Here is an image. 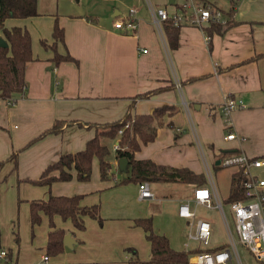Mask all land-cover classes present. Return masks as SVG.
I'll use <instances>...</instances> for the list:
<instances>
[{
	"label": "crops",
	"instance_id": "1",
	"mask_svg": "<svg viewBox=\"0 0 264 264\" xmlns=\"http://www.w3.org/2000/svg\"><path fill=\"white\" fill-rule=\"evenodd\" d=\"M134 1L127 0L120 9L116 7L117 0H81L73 13H59L56 7L47 11L48 18L40 17L38 3L37 17L4 22L7 30L20 27L29 32L33 56L25 69V95L12 105L0 100V161L17 153L16 170L12 162H7L0 171L1 250L12 246L8 231L9 222L14 219L15 202L25 201L18 203L17 227L21 236L18 254L15 257L6 250L10 253V264L20 260L22 264H33L34 256L22 249L24 234L31 227L27 211L31 201L47 199L48 195H82V206L99 204L102 223L84 217L85 230L78 231L69 220L55 216V227L70 234L75 245L72 249L64 247L63 253L46 261L43 260L46 255L39 253L36 264H129L136 258L147 262L150 244L143 230L135 226L136 219H150L154 232L165 236L175 251L215 249L225 244L201 248V243L189 235L198 220L209 222L211 228L217 227L219 218L204 212L218 210L229 241L233 242L222 206L230 208L223 201L236 170L222 168L218 163L223 158L222 152L242 153L249 158L264 155V58L243 63L264 53V0L241 3L234 12L238 24L222 35H213L210 49L203 31L185 26L181 27L173 50L165 36L161 37L156 30L146 3L142 0L143 11L147 13L141 15V8ZM166 1L157 0L162 5L156 6H163ZM125 7L137 10L135 33L114 27L117 19L125 17ZM55 18L63 29L65 45L58 43L57 51L62 55L67 51L77 64L62 62L55 66L52 51L40 44L42 39L48 45L53 42ZM231 66L235 67L227 70ZM191 78L196 80L189 81ZM166 86L172 87L145 99H134ZM225 99L239 103L230 115L229 124L222 112ZM132 101V116L149 115L162 106L176 108L173 115L163 116L155 139L141 145L134 159L184 168L201 181L147 182L153 199L143 201L138 198V183L118 186L112 181L101 183L99 163L94 158L91 182L72 179L49 187L30 183L61 155L83 150L95 135L89 125L120 120ZM58 120L65 122L59 134H46L28 145ZM230 132L236 137L226 141L224 138ZM111 164V173L118 181L121 177L118 161L113 157ZM254 174L264 179V168ZM199 186L213 190L221 208L190 202L194 218H179V206L190 200ZM40 216V224L33 228L38 243L45 244L50 229L47 216ZM129 249L131 252L125 251Z\"/></svg>",
	"mask_w": 264,
	"mask_h": 264
},
{
	"label": "trees",
	"instance_id": "2",
	"mask_svg": "<svg viewBox=\"0 0 264 264\" xmlns=\"http://www.w3.org/2000/svg\"><path fill=\"white\" fill-rule=\"evenodd\" d=\"M234 12V10L229 9L225 14L227 16L225 23L211 24L203 30L207 37L209 49L211 48L210 40L213 35H222L225 31L238 24V22L234 21ZM38 15L36 0H0V30L2 31V37L0 39H3L7 43V47L0 46V100L10 105L25 95V69L26 65L33 61V56L29 32L20 27H13L7 30L4 28V22L7 19H27L37 17ZM180 29L181 26H174L171 22H165L163 24V33L171 50L177 47ZM52 39L53 42L51 45H48L43 39L40 40V44L44 49L52 51V63L55 66L62 62L77 64V61L67 51L63 55L57 51L58 43L65 47L64 32L59 26L57 18H55L53 24ZM261 58H264V53L256 55L243 63L257 61ZM233 67L235 66H231L227 70ZM194 80L196 78L189 79V81ZM171 87L157 88L144 94H139L134 99H145L162 91L170 90ZM133 105L134 103L132 101L129 110L120 120L106 124L89 125L91 128H94L95 135L86 143L83 150L73 154L61 155L57 161L43 170L37 180L30 181V183L49 187L53 183L69 182L72 179L78 182H88L91 176L92 161L94 158L99 163L100 181H113L115 186L142 182L191 183L192 181H201L199 177L197 178L184 168H168L156 165L147 160L137 161L134 159V153L140 149L141 145H146L155 139L157 127L162 124L163 116L165 114L169 116L173 115L176 112V108L174 106H162L154 109L149 115L132 116L130 110L133 108ZM64 125L65 122L63 121H55L50 129L29 142L28 145L46 134H59ZM168 126L172 127L171 124H168ZM119 131H122V133L119 134ZM102 140L110 142V146L102 144ZM115 143L118 145V149L114 151V158L117 161L120 159L127 160L126 177H123V172L119 170L118 173H120L121 177L118 181H115V177L111 173L112 159L109 158L112 146ZM231 154L233 153L222 152L221 155L225 157ZM7 162H12L16 170L17 153L14 152L6 160L0 161V171ZM72 171H74V175ZM245 181L246 177L241 171H236L232 175L229 194L223 201L225 205L246 200L244 195ZM82 198L81 195L69 197L48 195L47 199L33 200L29 203L30 224L32 227L40 224V214H44L48 218L50 230L47 234L45 247L47 258L55 257L63 253L65 249L63 239L66 232L63 229L55 227L53 222L55 216H59L63 221L69 220L72 226L78 231L85 229L84 217L101 222L99 207L97 205L89 207L82 206L80 203ZM134 224L145 233V238L150 244V257L147 262H141L136 258L132 262H129V264H190V258L197 254L207 252L215 253L227 248L224 245L215 249L175 251L171 248L165 236L158 235L154 232L150 219H136ZM125 251L131 252L130 249ZM7 253L10 258V253Z\"/></svg>",
	"mask_w": 264,
	"mask_h": 264
},
{
	"label": "built area",
	"instance_id": "3",
	"mask_svg": "<svg viewBox=\"0 0 264 264\" xmlns=\"http://www.w3.org/2000/svg\"><path fill=\"white\" fill-rule=\"evenodd\" d=\"M152 17L153 24L161 35L163 33V24L171 22L174 26H189L198 28L203 31L211 24H222L227 20L225 15L229 9L236 10L238 6L246 0H226L228 5L225 9H221L211 0H169L163 6H155L151 0H143ZM125 17L117 19L114 27L124 32L135 33L138 28V20L136 18L137 10L134 8H124ZM204 33V31H203ZM146 51L144 50L143 53ZM239 106L233 100L225 99L222 105L223 116L227 124L232 111ZM128 126V125H127ZM126 126V127H127ZM122 131H119L121 134ZM233 132L225 136V140L235 139ZM118 149V145L114 144L113 151ZM219 166L222 168H231L241 171L246 177L244 183L245 201L233 202L229 205L234 214L235 231L240 243L253 256V258L264 263V179L258 178L254 171L264 168V155L258 158H249L242 153L231 154L219 160ZM139 200H151L153 194L149 190L147 182L138 183ZM190 202L201 204L206 208H221V204L217 195L208 187L199 186L192 192L190 200L182 203L178 208V217L185 220H192L195 216L194 211L190 208ZM194 234L189 237L199 241L204 246L208 244L211 226L209 222L198 220L194 227ZM237 264H241L240 257L234 242L230 243L228 249L219 252L201 253L190 258L193 264H230L232 260ZM46 261L47 257H43ZM0 264H10V258L6 250L0 249Z\"/></svg>",
	"mask_w": 264,
	"mask_h": 264
},
{
	"label": "rangeland",
	"instance_id": "4",
	"mask_svg": "<svg viewBox=\"0 0 264 264\" xmlns=\"http://www.w3.org/2000/svg\"><path fill=\"white\" fill-rule=\"evenodd\" d=\"M36 1H37V4L39 3L40 9H41V16L40 17L41 18H44V17L48 18V16H47L48 12L47 11H51L52 9H54L56 7H59L58 8L59 13H73L74 9L79 6L77 4H79V1H81V0H36ZM117 1H118V3L116 4L117 5L116 7L120 8V9H122L123 3H128L127 0H117ZM151 1L153 2V4L155 6L157 4L162 5V3H160V4L157 3V0H151ZM211 1H214L218 5V7L221 9H225L228 5V2L226 0H211ZM83 2H84V0H83ZM134 5L141 8L140 14L142 15L145 11V10L143 11V9L145 8L144 2L142 0H135ZM102 144L110 146L111 143L108 142L107 140H102ZM113 157H114V151L112 150L111 154L109 155V158L112 159ZM89 180H91V176H90ZM89 182H91V181H89ZM108 182H110V181L101 182V183L104 184V183H108ZM171 187H169V189H171ZM18 203L19 204H25V201H23L21 199L20 201H18ZM18 203H17V201L15 202L13 222H9L10 229L8 231V236L10 237L12 246L11 247L5 246V250L11 252L13 255H15V257L18 254V247H19V244L21 242V236H20V234H18L19 230L17 227V225H18L17 218L19 216ZM94 205H97L99 207V216H100L99 204H94ZM91 206H93V205H91ZM87 207H89V206H87ZM222 208H223V212L225 215L226 222L228 224V227L230 228L232 240H233V242H235V245L237 246V251L239 253L241 264H261L260 262L256 261L253 258V256L246 250V248H244L240 243H238V238H237L236 231H235L234 214L230 210V208H228L227 206H222ZM20 213H21V215H23L22 210H20ZM27 213H29V208H28ZM204 213L205 214L209 213L210 217H216L217 216V218H219L218 219L219 225L217 224V227L211 228V237L209 238L208 244L206 246H204L201 243V245H200L201 248L218 247L217 245H222V244L227 245L229 248L230 247L229 246L230 245L229 236H228L226 230L223 228L220 217L218 216L219 215L218 210L217 211L204 212ZM201 217L205 218L204 215H201ZM100 218H101V216H100ZM94 221H96V220H94ZM96 222H98V221H96ZM99 223H102V219H101V222H99ZM84 224H85V222H84ZM190 229L192 230V228H190ZM194 230L195 229H193V232L190 233L191 235L194 234ZM21 233L24 234L23 231ZM24 238H25L24 239V246H22V249L24 250V252H26V254L34 256L33 264L38 263L39 253L46 255L45 254L46 242H45V244H41V243L39 244L38 243V241H40V240L38 238H36V233H35L34 228L32 226L29 228L26 236L24 234ZM32 239L34 240V243L32 242ZM38 250H40V251H38ZM50 258H53V257H50ZM14 264H22V260H20L18 263L15 262ZM231 264H237V263L233 259L231 261Z\"/></svg>",
	"mask_w": 264,
	"mask_h": 264
},
{
	"label": "water",
	"instance_id": "5",
	"mask_svg": "<svg viewBox=\"0 0 264 264\" xmlns=\"http://www.w3.org/2000/svg\"><path fill=\"white\" fill-rule=\"evenodd\" d=\"M169 2L171 3L172 0H169ZM0 46L1 47H7V43L3 40L0 39ZM127 167V160L126 159H120L118 160V169L123 172V177H126V170ZM63 245L69 249L73 248V245H75V241L71 238L70 234H66L64 239H63Z\"/></svg>",
	"mask_w": 264,
	"mask_h": 264
}]
</instances>
